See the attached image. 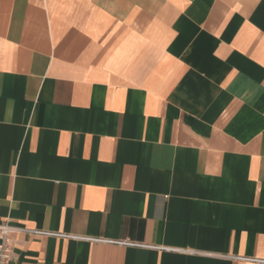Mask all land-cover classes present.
<instances>
[{"label": "crops", "instance_id": "obj_1", "mask_svg": "<svg viewBox=\"0 0 264 264\" xmlns=\"http://www.w3.org/2000/svg\"><path fill=\"white\" fill-rule=\"evenodd\" d=\"M3 222L112 240L10 264H264V0H0Z\"/></svg>", "mask_w": 264, "mask_h": 264}, {"label": "built area", "instance_id": "obj_2", "mask_svg": "<svg viewBox=\"0 0 264 264\" xmlns=\"http://www.w3.org/2000/svg\"><path fill=\"white\" fill-rule=\"evenodd\" d=\"M16 231H25L31 234H39V235H57L63 236L68 238H86V239H93L99 241H112V240H104V239H97V238H87L84 236L68 234V233H58V232H50L46 230H39L35 228H27V227H17L10 225L7 222H3L0 224V264H10L14 252V242L12 240V234ZM121 244L127 245H134V246H147L146 244L133 242V241H117ZM158 248H166L161 246H154ZM166 249H174V248H166ZM250 260L253 261H261L264 262L263 259L251 258Z\"/></svg>", "mask_w": 264, "mask_h": 264}]
</instances>
